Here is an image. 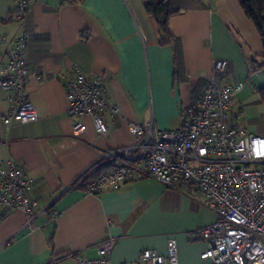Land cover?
Instances as JSON below:
<instances>
[{"label":"crops","instance_id":"obj_1","mask_svg":"<svg viewBox=\"0 0 264 264\" xmlns=\"http://www.w3.org/2000/svg\"><path fill=\"white\" fill-rule=\"evenodd\" d=\"M18 1L0 0V36L7 39L19 31L15 18L8 20ZM27 1L26 90L39 118L7 127L0 90V160L13 159L32 179L28 196L36 205L30 224L24 211L0 206V264H75L79 256L96 257L108 240L110 264H130L146 249L167 254L171 238L179 264H212L201 257L207 242L194 235L218 218L202 196L148 177L96 195L79 182L104 153L134 143L130 121L182 127L183 111L214 75L221 83H244L231 112L264 137V42L239 0L177 1L181 11L169 27L181 43L180 67L144 0ZM220 59L228 63L217 73ZM77 68L101 74L108 101L120 109L106 117L107 136L89 116L87 130L74 134L66 86Z\"/></svg>","mask_w":264,"mask_h":264},{"label":"built area","instance_id":"obj_2","mask_svg":"<svg viewBox=\"0 0 264 264\" xmlns=\"http://www.w3.org/2000/svg\"><path fill=\"white\" fill-rule=\"evenodd\" d=\"M28 13V1L19 0L14 13L17 36H0V90L6 102L2 121L7 127L39 118L26 90ZM227 63L217 60L215 72H223ZM243 88L242 82L221 83L212 76L201 97L183 111V125L178 129H161L152 120L130 121L134 143L104 153L103 159L116 162L86 184L87 192L117 190L147 177L170 187L182 185L190 195L202 196L205 206L218 216L194 232L207 242L203 259L212 264H264V137L248 132L231 112ZM66 90L74 134L87 130L84 117L89 116L100 135H109L106 117H117L120 109L108 101L103 76H87L77 68ZM31 184L16 161L0 160V206L24 211L28 224L36 205L28 196ZM112 248L113 242L105 241L96 257L79 256L75 264H110ZM177 251V241L171 238L167 254L146 249L138 262L130 264H179Z\"/></svg>","mask_w":264,"mask_h":264},{"label":"trees","instance_id":"obj_3","mask_svg":"<svg viewBox=\"0 0 264 264\" xmlns=\"http://www.w3.org/2000/svg\"><path fill=\"white\" fill-rule=\"evenodd\" d=\"M78 2L82 0H70ZM178 0H144L145 9L148 15L155 21L162 44H172L174 46L176 63L181 65V43L170 31V18L179 14L181 9L177 6ZM246 15L253 21L264 42V0H239ZM14 18L11 15L8 20ZM87 38V36H84ZM256 61V59H253ZM261 65H264V56H262ZM183 71L178 69V73ZM261 102L264 103V88L260 89ZM116 162L115 158L103 159L92 172L86 173L80 180L79 185L86 186L92 179L99 176L102 172L111 168Z\"/></svg>","mask_w":264,"mask_h":264},{"label":"rangeland","instance_id":"obj_4","mask_svg":"<svg viewBox=\"0 0 264 264\" xmlns=\"http://www.w3.org/2000/svg\"><path fill=\"white\" fill-rule=\"evenodd\" d=\"M247 130V129H246Z\"/></svg>","mask_w":264,"mask_h":264}]
</instances>
